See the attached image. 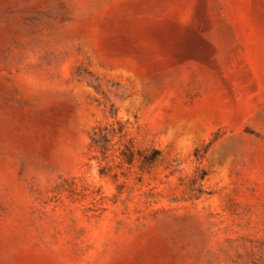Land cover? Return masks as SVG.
Here are the masks:
<instances>
[{"label":"rangeland","instance_id":"374dc122","mask_svg":"<svg viewBox=\"0 0 264 264\" xmlns=\"http://www.w3.org/2000/svg\"><path fill=\"white\" fill-rule=\"evenodd\" d=\"M0 264H264V0H0Z\"/></svg>","mask_w":264,"mask_h":264}]
</instances>
